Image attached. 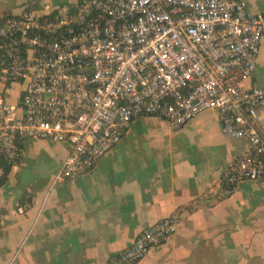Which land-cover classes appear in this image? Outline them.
<instances>
[{"label": "built area", "instance_id": "1", "mask_svg": "<svg viewBox=\"0 0 264 264\" xmlns=\"http://www.w3.org/2000/svg\"><path fill=\"white\" fill-rule=\"evenodd\" d=\"M263 41L264 14L247 0H81L0 18V76L23 85L16 104L0 96V153L16 165L25 140L66 142L56 181H71L137 117L156 115L178 130L213 110L225 136L252 146L224 172L217 197L244 180L264 192V86H242ZM179 221L175 213L144 228L109 264L139 263Z\"/></svg>", "mask_w": 264, "mask_h": 264}, {"label": "crops", "instance_id": "2", "mask_svg": "<svg viewBox=\"0 0 264 264\" xmlns=\"http://www.w3.org/2000/svg\"><path fill=\"white\" fill-rule=\"evenodd\" d=\"M81 0H0V16ZM264 14V0H247ZM264 86V41L245 88ZM23 85L0 76V96L16 104ZM260 110L264 115V104ZM22 159L0 185V264H109L141 231L181 206L178 230L137 264H264V192L244 180L229 197L215 189L233 161L252 153L229 138L208 110L174 130L156 115L135 118L121 142L71 181H56L66 142L25 140ZM3 174L0 168V177Z\"/></svg>", "mask_w": 264, "mask_h": 264}, {"label": "trees", "instance_id": "3", "mask_svg": "<svg viewBox=\"0 0 264 264\" xmlns=\"http://www.w3.org/2000/svg\"><path fill=\"white\" fill-rule=\"evenodd\" d=\"M10 17H12V15L9 14V13H7V12H4V13L0 16V18H2V19H4V20L9 19ZM12 166H13V165H11V164L5 159L4 155H3L2 153H0V168H2V170H3V174H2V176L0 177V185L4 184V183L6 182V180H7V178H8L9 171H10V169H11ZM217 198H218V200H219V199H220V200L222 199V198H220V197H217ZM190 209H192L191 205H188V206H181V207L177 210L176 214H182V213H184L185 211L190 210Z\"/></svg>", "mask_w": 264, "mask_h": 264}]
</instances>
